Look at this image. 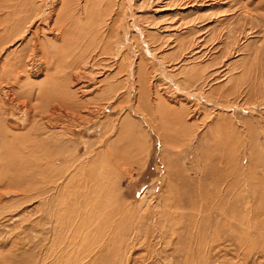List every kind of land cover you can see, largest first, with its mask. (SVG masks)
Returning <instances> with one entry per match:
<instances>
[{"label":"rangeland","instance_id":"rangeland-1","mask_svg":"<svg viewBox=\"0 0 264 264\" xmlns=\"http://www.w3.org/2000/svg\"><path fill=\"white\" fill-rule=\"evenodd\" d=\"M32 1L0 0V264H264V0Z\"/></svg>","mask_w":264,"mask_h":264},{"label":"bare ground","instance_id":"bare-ground-1","mask_svg":"<svg viewBox=\"0 0 264 264\" xmlns=\"http://www.w3.org/2000/svg\"><path fill=\"white\" fill-rule=\"evenodd\" d=\"M28 1V3H29V0H27ZM66 1V0H65ZM26 2V1H25ZM36 1L34 0V1H32L31 3H33V5H35L36 3H35ZM49 3L50 4H48V6H47V8L46 9H44V10H42V11H40L42 14H40L41 15V20H44L49 26H51L52 24V20L54 19V15H55V10L54 9H56L55 7H56V5H57V3H58V0H51V1H49ZM65 3V2H64ZM114 3V5H116L117 3H115V2H113ZM68 4H70V6H69V8L71 9L72 8V10L74 11L75 10V4H76V2H74V0L72 1V2H68L67 3V1H66V4L65 5H67L68 6ZM30 6V5H29ZM64 6V5H63ZM91 6V5H90ZM94 6V5H93ZM38 7V6H37ZM65 7V6H64ZM64 7H63V11H64ZM102 8V7H101ZM32 9V8H31ZM36 9V8H35ZM68 9V8H67ZM90 9H92L91 7H90ZM89 9V10H90ZM89 10H87V11H89ZM60 11H62V10H60ZM69 11V10H68ZM71 11V10H70ZM72 11V12H73ZM34 14V13H33ZM60 14V13H59ZM22 20H23V18H22ZM27 20V19H26ZM25 21V20H24ZM31 21V20H30ZM23 22V21H22ZM21 22V23H22ZM15 23V22H14ZM31 23V22H30ZM16 25H18L17 23H15ZM25 23L23 22V24L22 25H18L19 26V28L20 29H18L19 31L17 32V34L15 33L14 34V37H13V39L16 37V36H22L24 33H25V28L28 30V26L27 25H24ZM27 24V23H26ZM27 26V27H26ZM31 28V27H30ZM16 29H17V27H16ZM12 32V31H11ZM59 33V32H58ZM10 34H12V33H9V36H12V35H10ZM6 36V35H5ZM4 36V37H5ZM6 38H7V36H6ZM10 38V37H9ZM12 39V38H11ZM110 44H105V47L108 49V46H109ZM110 47V46H109ZM3 49H4V47H3ZM33 50V49H32ZM1 53V52H0ZM30 55V54H29ZM29 55L27 56L28 57V59H29V62H28V65L30 64V67L31 68H33V67H39V64L38 63H30L31 61H30V59H32V57L30 58L29 57ZM36 55V52H34V56ZM92 58V57H91ZM90 61H91V59H90ZM89 60L88 61H86V66L87 67H90V68H94V64H92V62H90ZM14 63V62H13ZM46 63V62H45ZM5 65V64H4ZM20 65V64H19ZM42 65V64H41ZM84 65V66H85ZM43 66V65H42ZM6 67V66H5ZM13 67V66H12ZM17 68L18 67H16V69H14V73L16 74V75H14V77L16 76L17 77V75L19 76V71L17 70ZM35 68H34V70H35ZM42 68V67H41ZM5 69V68H4ZM86 69V68H85ZM1 71V70H0ZM29 71H30V69H29ZM32 71V70H31ZM5 72H7L6 70H5ZM11 72H12V70H11ZM11 72H7V74H13V73H11ZM35 73V72H34ZM19 78V77H18ZM17 80V79H16ZM11 82V84H13V86H15V85H17L15 82H12V81H10ZM18 83V82H17ZM12 87V86H11ZM16 87H18V85L16 86ZM19 88V87H18ZM17 88V89H18ZM11 89V88H10ZM10 89H9V91H7L6 93H8V92H10ZM83 89H85V90H90L89 88H87V87H85V88H83ZM87 90V91H88ZM31 93V92H30ZM8 94H11V95H14L13 97H11L12 99H13V101H14V99L16 100V97H18L19 98V96L17 95L16 96V92H13V94L12 93H8ZM24 94V93H23ZM9 98V97H8ZM11 102H12V100H11ZM27 101H25V103H26ZM54 106H56V105H54ZM56 108V107H55ZM52 109H54V108H52ZM48 110V109H47ZM55 110V109H54ZM55 112V111H54ZM53 113V112H52ZM52 113H50L51 114V116H52ZM43 114H45V113H43ZM55 114V113H54ZM50 116V115H49ZM15 137V136H14ZM20 138H17L16 137V140H19ZM15 140V141H16ZM21 140V139H20ZM31 142H32V140H31ZM15 143V142H14ZM30 146H31V144H30ZM53 159V158H52ZM68 159V158H67Z\"/></svg>","mask_w":264,"mask_h":264}]
</instances>
